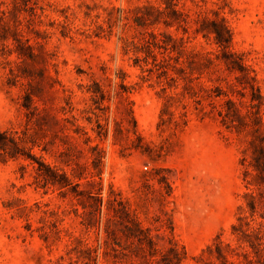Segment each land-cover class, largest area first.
Listing matches in <instances>:
<instances>
[{
	"label": "rangeland",
	"instance_id": "rangeland-1",
	"mask_svg": "<svg viewBox=\"0 0 264 264\" xmlns=\"http://www.w3.org/2000/svg\"><path fill=\"white\" fill-rule=\"evenodd\" d=\"M3 131L0 264H264V0H0Z\"/></svg>",
	"mask_w": 264,
	"mask_h": 264
},
{
	"label": "trees",
	"instance_id": "trees-1",
	"mask_svg": "<svg viewBox=\"0 0 264 264\" xmlns=\"http://www.w3.org/2000/svg\"><path fill=\"white\" fill-rule=\"evenodd\" d=\"M224 29V33L228 34V31L225 28H220L219 30H215L216 32V38L218 41H220L223 38V30ZM227 36V35H226ZM226 41H228V36L226 37V39H224ZM5 137V132H0V149L2 151L8 152L10 154H15L17 151V145L16 143L12 140V145H8L5 141H3L1 138ZM30 158L34 159L35 158L32 155H29ZM39 165L43 166V171H42V177L43 180L45 182H50L52 184H57L60 187L66 185L67 183V178L65 176L64 173H57V171L55 169H53L52 167H50L48 164H44V163H39ZM262 170L264 171V162H263V166H262ZM260 177H264V173H261ZM134 225L138 226V223L134 220L133 221Z\"/></svg>",
	"mask_w": 264,
	"mask_h": 264
}]
</instances>
